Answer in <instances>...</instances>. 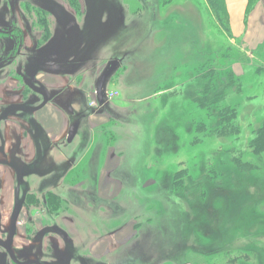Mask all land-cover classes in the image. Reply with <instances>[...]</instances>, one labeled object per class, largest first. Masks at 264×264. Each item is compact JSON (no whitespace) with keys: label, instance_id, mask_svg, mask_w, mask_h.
Here are the masks:
<instances>
[{"label":"rangeland","instance_id":"374dc122","mask_svg":"<svg viewBox=\"0 0 264 264\" xmlns=\"http://www.w3.org/2000/svg\"><path fill=\"white\" fill-rule=\"evenodd\" d=\"M10 1L0 0L1 29ZM14 1V22L25 37L14 60L0 66V87L10 82L7 91L16 90L12 96L27 107L60 99L78 130L70 144L65 139L56 148L46 144L45 153L27 152L7 125L23 130L24 123L27 133L35 124L20 114L17 123V109L7 105L12 100H0V151L11 147L9 193L16 199L9 219H1L0 209V264H15L7 247L20 264H264V227L257 225L264 199L249 200L240 214L245 196L254 194L249 185H264V168L237 176L233 162L257 163L248 145L264 121V40L253 34L244 46L228 36L206 0ZM23 2L46 18L45 35L35 16L29 31ZM261 29L252 26L253 33ZM9 44L0 38V62ZM243 56L245 64L230 62ZM114 59L122 62L104 91L116 97L98 107L96 86ZM224 69L234 86L222 105L236 110L239 134L219 138L197 98L208 81L202 73L212 72L207 76L220 86ZM41 75L62 76V90L48 89ZM199 178L207 198L193 185ZM221 181L228 190L212 187ZM229 214L252 237L236 234L228 251L216 254L186 252L196 236L216 237ZM17 230L26 243L13 242Z\"/></svg>","mask_w":264,"mask_h":264},{"label":"crops","instance_id":"0c3cea01","mask_svg":"<svg viewBox=\"0 0 264 264\" xmlns=\"http://www.w3.org/2000/svg\"><path fill=\"white\" fill-rule=\"evenodd\" d=\"M225 5L233 37L240 38L242 42L245 43L244 46H246L249 44L250 40H253V34H257L256 36L261 38L260 42L262 43L264 40V7L262 12H257L259 7L256 5L251 13L247 15V0H225ZM253 25L261 26L263 29L259 32H257L258 30H254L253 33ZM261 43H259V45ZM39 79H44L45 85L48 89L52 90H62L64 85L62 76L46 77L41 75ZM8 88L9 86L0 87V100L7 102H10V99L12 100L13 104L10 105V107L17 109L16 115L13 119L19 123L17 119L20 115H22L26 122L30 120L35 124L34 128L29 127L30 131L27 133L25 131L26 125L24 123L22 124L23 130H20V128L17 125L15 126L12 122H9L7 125L9 128V137H11L13 129V132L17 137L20 136L24 139V143L21 145L23 150L27 152H32V150L38 151L39 154H42L47 151V148H44L46 144L50 143V146L52 145L56 148L58 144L62 143L66 139L70 128L69 117L65 114L60 99L57 98L58 101H56V99L55 103L44 101V103L42 102L39 105L27 107V105H24L26 102H24L23 98L20 99L17 96H12L13 94H17L15 92L16 90L14 91L12 89V92H9L7 91ZM2 103L5 106V103ZM18 110H20V112ZM9 148L11 147L7 145V148H2L3 150L1 149L0 151V209L2 211L4 210L2 212L3 215L1 216V219L4 220H6V217L9 219L7 210L10 212L11 204L9 203L12 201L9 193V186L13 185L15 179L13 171H11L7 166L10 161V150L8 151ZM5 154H7V156ZM22 219L23 214L21 213L17 221ZM22 223L23 222L17 224V228H22ZM5 226L8 228L10 226L9 222L8 225ZM17 231L20 232L19 230ZM21 241L26 243L25 234L23 235V232H20L18 239H15L13 242L20 243Z\"/></svg>","mask_w":264,"mask_h":264},{"label":"trees","instance_id":"16d2710c","mask_svg":"<svg viewBox=\"0 0 264 264\" xmlns=\"http://www.w3.org/2000/svg\"><path fill=\"white\" fill-rule=\"evenodd\" d=\"M260 0H247V14L250 12V10L257 5V3ZM207 4L209 5L210 9L213 11L215 15V24L216 26L222 27L226 32L228 36H231V30L229 26V19L226 11V5L225 0H206ZM81 7L76 8L77 11L80 10ZM46 25V26H45ZM44 25L45 34L49 31L48 24ZM246 58L243 57H236L232 59L230 62H241L242 64H245ZM221 71V70H220ZM224 72V77L226 83L224 85H216L214 76H209L212 74V72H208L209 74L207 76L206 73H202L204 77L206 76L208 78V81L203 84L202 90L200 92L199 97L197 98V103L201 108L207 109L209 114L215 119L214 126L212 129H210L211 134L215 135L219 138H227L230 136H237L239 134L238 124H237V113L236 110L233 108H230L228 106H223V100L226 96V91L234 86L233 81V75L231 72L227 71L226 69L222 70L220 73ZM212 108H210L211 106ZM202 128L205 130L206 128L202 126ZM207 130V129H206ZM209 132V131H208ZM249 150L252 154V157L257 159L256 165L250 164V163H243L242 161H239L237 159H234V165H235V171L237 173V176L244 175V174H251L253 171H260L262 167L264 168V121L262 125L254 132V137L249 142ZM184 175H186V172H184ZM234 178V177H233ZM191 180V179H189ZM198 184V185H197ZM253 184V183H252ZM193 185H197L196 187L199 189L202 187V195L206 196L207 198V187L205 185L201 184V178L198 179V181ZM238 184H232L230 183L229 186L234 187L233 190L240 188L237 186ZM254 185V184H253ZM217 188V190L220 191H226L229 188L221 182L213 184L212 187ZM248 186V184L246 185ZM264 185H261L256 187L255 185H249V187H253V195L248 194L246 195V201L241 202V210L240 214L243 211V209L246 208V206L249 204V200H257L262 197V199L258 200L257 202L264 199ZM226 187V188H225ZM242 187V186H241ZM196 188V189H197ZM231 188V187H230ZM245 188V187H244ZM172 191V190H171ZM258 191V193H256ZM247 193V192H246ZM263 193L261 196L259 194ZM201 195V196H202ZM257 195V196H256ZM264 201V200H263ZM246 202V203H245ZM243 205V206H242ZM239 216L235 218H231V214L226 215V218L224 220V225L220 226L222 230L218 231V234L216 237L212 238V240L205 237L203 234H200L195 237L194 242L187 247L186 252H196L201 253L197 248L202 249L203 251H207L212 254L220 253L223 251H228L230 245L234 241L235 235H241L242 237H252L251 231L249 228L246 227V225H242L241 227H238L241 223L238 222ZM246 224V223H244ZM258 227H260V231H262L264 227V219L262 221L258 222ZM257 227V228H258ZM219 229V228H217ZM190 234V233H189ZM199 233H196V235ZM263 232L256 235H262ZM217 238H220L218 240ZM217 239V240H216ZM211 241H213L211 243ZM199 242H209L210 245H206L204 247H200L198 244ZM216 242V243H215ZM201 244V243H200ZM202 251V252H203Z\"/></svg>","mask_w":264,"mask_h":264},{"label":"flooded vegetation","instance_id":"af4514ba","mask_svg":"<svg viewBox=\"0 0 264 264\" xmlns=\"http://www.w3.org/2000/svg\"><path fill=\"white\" fill-rule=\"evenodd\" d=\"M57 3L58 4H63V2L61 0H58V2H56V4ZM8 7H9V9H8L9 10V13H8V26H7L6 29H4V28L1 29L0 28V38L8 39L11 42V44H9V46H8V57L0 62V66H3V65L5 66V65L9 64L10 62H12L14 60L15 52L17 50H19L23 46V41H24V37H25V33H24L23 29L20 28L19 26H16V23L14 22L15 13H16V9H17L16 6H15V1L11 0L9 5H8ZM19 7L21 8L20 10H22V14H23L22 17L25 20L28 21L29 31L32 32V30H33L32 17L35 16L34 23L36 22L40 26H42L41 34H42V36L45 35L44 25L47 24L46 23V18L44 19L41 16L38 17V13H37L38 10L35 7H31L26 2H23V3L19 4ZM25 14H26V16H25ZM39 14H45V13H44V11H39ZM34 33L36 34L35 29H34ZM16 40H17V42H16ZM19 52H20V50H19ZM10 85H11L10 82L9 83L6 82L3 86L8 87ZM7 105L10 107V104H7ZM7 166L10 168L9 165H7ZM10 170H11V168H10ZM11 200H10L11 202L9 203V204H11L10 212L12 211V206L15 203L16 199L14 197H12ZM0 207H1V203H0Z\"/></svg>","mask_w":264,"mask_h":264},{"label":"water","instance_id":"95a60500","mask_svg":"<svg viewBox=\"0 0 264 264\" xmlns=\"http://www.w3.org/2000/svg\"><path fill=\"white\" fill-rule=\"evenodd\" d=\"M121 62V59H114L111 62H109V65L107 67V69L104 71L103 75L101 76L97 86H96V90H95V96H96V100L97 102L101 105L103 104V96H104V84L106 79L110 76V74L113 72V70L117 67V65ZM77 130H78V125L75 123L73 124L67 133V137H66V142L68 144H70L73 139L75 138L76 134H77ZM7 252L8 255L10 257V259L15 263V264H20L18 262H16L13 258V254L11 253L10 248H7ZM32 264H36L34 262H32Z\"/></svg>","mask_w":264,"mask_h":264},{"label":"built area","instance_id":"2783aa9c","mask_svg":"<svg viewBox=\"0 0 264 264\" xmlns=\"http://www.w3.org/2000/svg\"><path fill=\"white\" fill-rule=\"evenodd\" d=\"M115 97H116V94H108V93L105 94V99L108 100V101H110V99H113ZM96 106H97V104H96Z\"/></svg>","mask_w":264,"mask_h":264}]
</instances>
